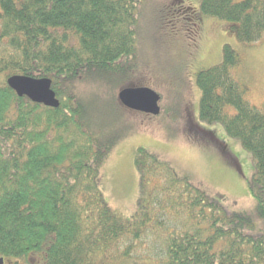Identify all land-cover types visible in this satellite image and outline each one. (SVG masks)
I'll return each mask as SVG.
<instances>
[{"label":"trees","instance_id":"trees-1","mask_svg":"<svg viewBox=\"0 0 264 264\" xmlns=\"http://www.w3.org/2000/svg\"><path fill=\"white\" fill-rule=\"evenodd\" d=\"M141 3L0 0V257L117 264L155 236L151 264H264V112L245 98L233 74L241 56L229 44L220 64L197 74L200 118L253 154L247 187L256 212L227 207L144 148L135 157L138 209L124 218L104 198L101 169L120 138L89 116L79 83L110 78L104 83L116 86L112 77L130 71ZM176 6L189 9L183 20L198 33L196 9ZM199 13L236 23L247 46L264 36V0H201ZM15 74L51 79L60 105L18 96L6 81Z\"/></svg>","mask_w":264,"mask_h":264},{"label":"rangeland","instance_id":"rangeland-1","mask_svg":"<svg viewBox=\"0 0 264 264\" xmlns=\"http://www.w3.org/2000/svg\"><path fill=\"white\" fill-rule=\"evenodd\" d=\"M173 1L142 0L137 11V51L126 58L130 71L112 77L116 86L104 83L110 78L79 83L89 116L120 138L102 166L100 188L115 213L131 216L142 195L135 157L137 150L144 148L168 161L178 173L227 207L256 212L257 201L247 187L254 173L253 154L240 139L229 136L220 123L200 118L202 94L197 74L220 64L225 45H231L241 56L233 74L245 89V98L264 112V36L247 46L237 39L236 23L199 13L201 0ZM181 1L196 9L198 33L183 20L189 9H178ZM127 84L150 87L160 94L161 113L145 114L123 106L118 93ZM114 95L121 107L111 99ZM207 131L214 134V139ZM158 180L153 179V184ZM154 239L146 237L132 257L117 264H151L158 247ZM21 259L7 257L4 264H42L38 254L31 256L30 263Z\"/></svg>","mask_w":264,"mask_h":264},{"label":"water","instance_id":"water-1","mask_svg":"<svg viewBox=\"0 0 264 264\" xmlns=\"http://www.w3.org/2000/svg\"><path fill=\"white\" fill-rule=\"evenodd\" d=\"M6 81L18 96H27L31 101L48 107L60 105V101L52 89V81L49 78H34L15 74L7 77ZM118 99L123 106L130 110L151 115L161 113L160 94L150 87H123L118 93ZM0 264H4L3 257H0Z\"/></svg>","mask_w":264,"mask_h":264}]
</instances>
